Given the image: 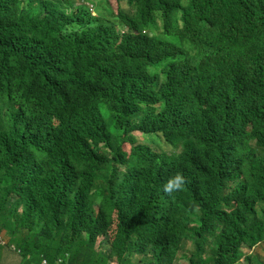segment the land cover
<instances>
[{
    "label": "trees",
    "instance_id": "1",
    "mask_svg": "<svg viewBox=\"0 0 264 264\" xmlns=\"http://www.w3.org/2000/svg\"><path fill=\"white\" fill-rule=\"evenodd\" d=\"M23 1L0 0L4 3L0 4V20L34 22L30 10L19 9ZM91 1L98 5L97 10L102 9L98 20L111 11V0ZM117 2L128 6V9H119L121 17L138 11L131 26L133 30L150 28L148 25L157 27L161 23L182 45L195 43L201 57L222 42L237 51L250 22L264 17V0H214L211 4L200 0ZM83 9L82 19L66 42L40 41L27 34L13 50H0V82L3 80L0 85V230L5 229L9 234L4 250L7 248V253H11L13 244L17 245L22 259L26 258L28 264H39L36 254L23 246L26 232L36 224L40 228L45 223L55 233L69 221L75 223L76 229L65 227L66 245L88 258L91 263L84 259L86 264H110L114 259L124 264L128 242L139 231L164 237L162 244L153 241L156 260L149 264H181L180 259H187L188 264H239L245 244L253 246L264 240V222L241 230L231 221L216 248L206 251L199 244L187 256L182 249L192 233L189 229L176 228L179 217L156 224L166 206L145 194L152 191L165 195L164 180L184 175L188 178L184 187L170 194L179 203L192 196L199 177L203 176L189 164L192 149H187L178 160L168 162L155 157L151 149L138 145L132 133L163 132L166 137L179 134L184 143L191 142L195 147L194 137L202 133L200 118L197 117L199 129L189 127L193 123L188 118L184 121V127H188L179 130L156 109L165 93L149 95L145 90L149 82L158 80L146 72V67L153 65L147 57L154 46L152 37L146 35L142 42L132 37L126 42L128 33L120 34L114 28L107 34V25L103 22L90 23L82 29L83 19H93L85 6ZM125 27L129 25H121ZM127 68L138 83L128 80L127 84L115 83L113 72L122 69L128 75ZM60 85L70 93L60 91ZM50 87L55 92L47 91ZM4 96L13 101V111L1 105ZM189 113H195V108ZM31 129L36 135L29 132ZM80 133L82 141L78 139ZM211 139L207 136L205 141L209 145L217 143ZM123 142L131 145L129 155L122 150ZM106 143L112 145L111 157ZM230 143L229 140L222 142L223 145ZM48 150L49 168L45 177L38 175L31 181ZM251 155H264V148L251 150ZM13 196L16 199L10 202ZM121 204L136 210L134 216L118 223V227H123L118 236V232L112 238L105 234L110 247L104 250V242L100 246L103 251L93 255L97 236L113 225L108 219L110 215L104 211L119 214ZM216 207L213 205L211 210ZM97 219L105 222L97 224ZM197 224L204 228L212 226L207 211L199 216ZM253 253L246 260L250 264H264L262 257L252 256Z\"/></svg>",
    "mask_w": 264,
    "mask_h": 264
},
{
    "label": "clouds",
    "instance_id": "2",
    "mask_svg": "<svg viewBox=\"0 0 264 264\" xmlns=\"http://www.w3.org/2000/svg\"><path fill=\"white\" fill-rule=\"evenodd\" d=\"M200 1L211 4L214 0ZM0 4L4 5L3 2ZM83 6L93 19H83L82 29L90 23L103 22L107 25V34H111L114 28H117L120 34L128 33L126 42L132 37L140 42L146 35L152 37L154 46L147 57L153 65L147 66L146 72H151L158 80L149 82L145 90L149 95L165 93L164 99L157 102L156 109L179 130L188 126L198 128L197 117L200 118L202 133L194 137L197 143L195 147L191 142L184 143L179 134L166 137L163 132L132 133L138 145L151 149L155 157L168 162L178 160L187 149H192V161L189 164L203 176L199 177V184L192 196L186 200L181 199L179 203L176 198L170 197V194L184 187L188 181L184 175L177 174L164 180L165 195L152 191L145 194L166 206V209L159 213L156 224L169 222V219L175 216L179 217L176 228L189 229L192 233V238L185 240L182 249V253L186 252L184 254L187 256L194 247L197 249L199 244L204 246L206 251L216 248L231 221L241 230L250 228L259 221L264 222V155H251V150L264 148V17H256L250 22L237 51L222 42L209 50L205 57H201L195 43L182 45L176 35L166 30L161 23L157 27L148 25L150 28L133 30L131 26L138 11H134L129 17H121L119 9H128V6L125 3L119 4L117 0L110 1L111 11L101 16L100 20L99 10L102 9L97 10L98 5L91 0H24L19 9L30 10L35 21L21 23L0 20V50H13L19 40L27 34L37 37L40 41L66 42L72 36L76 24L82 19ZM122 24L129 27L123 29ZM128 72L126 75L122 69L115 70V83H138L129 69ZM2 84L3 80L0 82L1 86ZM58 89L65 94L70 93L69 89L66 91L62 85ZM47 91L55 92L52 87ZM1 105L6 110L13 111V101L5 96ZM193 107L195 113H189ZM188 118H191L193 124L184 127V121ZM29 132L36 135L35 130L31 129ZM207 136L217 143L209 145L205 141ZM78 139L82 141L83 134L80 133ZM224 140L231 143L223 145ZM111 147L112 145L106 143L105 148L110 157ZM130 149L129 143H122V150L128 155ZM48 154L49 150L43 165L36 170L31 181L38 175L45 177L49 168ZM15 199L13 196L9 201L13 202ZM213 205L217 207L211 210ZM205 211L211 216L212 226L209 228L199 227L197 224L199 216ZM104 212L110 215L108 219L112 220L113 225L94 241L95 252L92 253L95 256V253L99 255L103 251L100 246H103L104 242V250L110 247V243L105 240V234L112 238L118 232V236L123 229L120 225L118 227V223L128 221L136 210L122 205L119 214H112L108 209ZM67 218L70 219V216ZM204 221L207 222L208 219L204 218ZM104 222L97 219V224ZM66 223L67 225L60 227L55 233L50 232L45 223V227L39 228L36 224L26 232L23 246L36 254L35 259H40L39 264H86L84 259L91 263L81 253L67 247L68 236L65 227L71 226L73 230L76 227L75 223ZM7 234V230H0V264H28L26 258H21L17 245L13 244L11 253H7V248L4 250L9 240ZM163 239L164 237L153 232L143 234L139 231L132 235L124 264H149L148 262L156 260L153 241L162 244ZM245 245L241 250L239 264H250L246 258L252 252V256H261L264 260V240L253 246ZM182 260L188 264L187 259H180L179 262ZM110 264L119 263L114 259Z\"/></svg>",
    "mask_w": 264,
    "mask_h": 264
},
{
    "label": "rangeland",
    "instance_id": "3",
    "mask_svg": "<svg viewBox=\"0 0 264 264\" xmlns=\"http://www.w3.org/2000/svg\"><path fill=\"white\" fill-rule=\"evenodd\" d=\"M181 264H187V262H185V261H181ZM241 264H243V262L241 263Z\"/></svg>",
    "mask_w": 264,
    "mask_h": 264
}]
</instances>
